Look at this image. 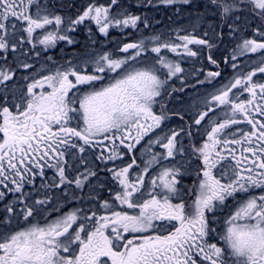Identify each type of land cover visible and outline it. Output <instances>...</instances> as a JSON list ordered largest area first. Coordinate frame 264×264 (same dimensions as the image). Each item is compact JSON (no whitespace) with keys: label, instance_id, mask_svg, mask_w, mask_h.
Returning <instances> with one entry per match:
<instances>
[{"label":"snow or ice","instance_id":"1","mask_svg":"<svg viewBox=\"0 0 264 264\" xmlns=\"http://www.w3.org/2000/svg\"><path fill=\"white\" fill-rule=\"evenodd\" d=\"M118 3L89 4L62 27L65 18L42 0H0V201L14 197L0 212V264H264V26L231 51L232 69L247 54H258L256 66L221 83L205 97V110L179 130L161 128L169 119L165 85L184 72L164 50L197 57L202 49L190 46H203L208 62L219 68L208 32L205 38L177 33L175 40L152 34L115 52L93 50L76 63L25 75L26 84H18V69L34 71L21 51L24 43L45 50L58 41L72 44L67 33L85 21L105 37L110 29H138L140 22L148 27L147 17L113 12ZM152 4L140 0L137 6ZM204 6L225 22L247 11L264 25V0H206ZM227 27L229 35L236 30ZM223 36L216 33L221 42ZM18 51L15 66L9 65L8 54ZM220 76L208 71L198 83ZM156 146L163 151H154ZM46 170H53L51 178ZM100 171L111 175L106 199L93 194ZM192 174V184L185 185ZM85 188L86 196L76 195ZM52 189L77 203L67 211L52 206Z\"/></svg>","mask_w":264,"mask_h":264},{"label":"flooded vegetation","instance_id":"2","mask_svg":"<svg viewBox=\"0 0 264 264\" xmlns=\"http://www.w3.org/2000/svg\"><path fill=\"white\" fill-rule=\"evenodd\" d=\"M199 3H196L191 9L195 8H202L204 6V3L199 0ZM44 3V1L42 2ZM52 5L55 4V0L51 2ZM86 4V3H85ZM87 5V4H86ZM81 7H86L84 5H78L76 8L80 9ZM233 24V27L236 29L234 33L229 35V29L227 27V24ZM88 25V23H85ZM215 33H220L223 31V41L215 39L216 47L214 48V58L219 63V68H217L215 65H213L212 71H220L221 76L218 77L214 81V89L219 88L221 83H225L228 80L232 79L234 75H237L239 71L242 69L243 71L247 72L252 70L258 63V54H247L244 57H239L236 61L238 65H241L242 68L238 71L237 69L234 70L231 67V51L236 46L237 43L242 42L245 38H253V29L256 28L258 25L264 26L261 24V21L259 18L255 17L254 15L250 14L249 12L245 11L240 14V19L238 21L234 22H225L221 20V22L217 23ZM91 27V25H90ZM89 32L88 29L85 31L81 26L77 27L76 30L73 32L75 35L70 37L75 42L72 44H69L67 41H58L57 44L54 47L48 48L47 50L44 49L43 45L37 44L35 49H33V46L31 44L24 43L21 45V51L27 52L28 57L27 62H34L35 61H42L46 63V60H48L49 57H57L60 58L62 61L61 64H64L66 59L72 55L71 52H77L78 49H85L87 46V43L91 40V35L93 34V31L87 36L86 33ZM216 35V34H215ZM259 39L258 37H255ZM95 41L98 40L97 38H94ZM86 43V44H85ZM83 47V48H82ZM36 52H39V56L36 55ZM72 52V54H73ZM12 54H8V64L12 65L11 61H13ZM21 59H24L25 57H20ZM229 58V63H225V59ZM3 62L2 60H0ZM64 61V62H63ZM32 71V70H30ZM21 72H25L24 75H29V70L25 71L21 69ZM21 72H19L21 74ZM260 78V74H258V77ZM256 79V78H254ZM200 52L197 57H189L187 60V66L184 69V72L181 74V79H177L173 77L171 80H169V87L165 86L168 89V92H171V95L169 96L167 93L162 94V98L165 104V110L167 111L169 115V119L165 120L164 123L161 125V128L168 132L171 129L179 130L180 128H186L187 125L192 124L193 118L196 116L198 111L200 110ZM20 86H24L26 83L20 81ZM183 87V91H172V89H180ZM235 91V90H233ZM247 96V93L244 94ZM243 98V97H242ZM160 99V98H158ZM155 110L159 113V105L156 106ZM220 113V109H216V114ZM213 118H215V115L212 113ZM183 117V119H181ZM203 123V122H202ZM240 127H243L247 129V125H241ZM196 127H193V132H196ZM201 132L203 131V127H200L199 129ZM161 129H157L156 133H159ZM152 135H155L153 133ZM148 137L145 138L147 140ZM200 141V137H196V142L198 143ZM185 145L187 146L188 141L185 139L184 141ZM141 144H144V141L141 142ZM137 149H141V145H137ZM154 151H163L162 149H159L158 146L154 147ZM126 151V150H125ZM137 158L141 156V151H136L134 153ZM89 162L92 163L94 160V157L89 155ZM179 159V158H178ZM130 162L129 156L124 157V163ZM139 162V159H138ZM117 164L120 163V161H116ZM196 161H193L191 167L194 168L196 165ZM95 164L99 165L100 169H104L105 165L101 163L100 161H95ZM112 163H108V167H112ZM47 176L51 178L54 174L53 170H46ZM195 179L194 174L192 175H186L183 179V183L185 185H191L193 180ZM40 181L37 180V186L39 185ZM93 183L96 185L94 195H98L100 198L106 199L109 196L108 188L112 186V180L110 173L106 171H100L99 172V180H94ZM103 184L104 187H100V185ZM74 188V185L72 186ZM2 190V189H0ZM32 192L33 197L35 198H41L37 195L36 191L34 189H27ZM43 191V190H41ZM259 191V190H257ZM54 199H53V205L56 206L58 203L59 206L63 211H67L69 207L73 206V204L77 203L76 201L66 202L65 201V193L62 192L59 189H52L50 193ZM88 194V189L85 188L84 192H80L79 190L76 191L77 196H86ZM18 195V194H17ZM69 198L72 196V192H68ZM14 197L12 194H9L5 201H0V212L3 211V207L5 203L13 201ZM87 201H85V206H88ZM231 203V202H230ZM229 209L224 210V215L227 214ZM53 216L59 215V213H53Z\"/></svg>","mask_w":264,"mask_h":264},{"label":"rangeland","instance_id":"3","mask_svg":"<svg viewBox=\"0 0 264 264\" xmlns=\"http://www.w3.org/2000/svg\"><path fill=\"white\" fill-rule=\"evenodd\" d=\"M43 1L44 4L49 5V10L53 14H58L65 18V25H63L62 27L66 26L68 18L75 19L77 15L82 13V11L89 4L95 3L97 5H108L110 3V0H55V4L52 5L51 2H53V0H42V2ZM201 1L205 5L206 0ZM199 2V0H191V3L187 5L181 3H177L174 5H164L159 3V0H153L152 6L138 7L137 5L140 3V0H119L118 5L113 7V12L117 10H126L127 12H131L132 14L140 15L142 18L147 17L148 27H145L144 23L140 22L138 29H110L109 35L105 37L98 32L97 25L94 22L85 21L83 24L76 26V28L81 26L85 31L91 28V31L96 32L99 38L97 41H95V35H91V44L88 42L86 45L87 47L85 49L82 47L83 49H78L77 52L72 51L73 54L72 52L70 54L72 56L68 57L65 61H72L73 63H76L86 53L93 52V50H95L96 52H115L118 47H122L123 43L136 42L141 38L150 36L152 34H161L163 38H171L175 40L177 33H179L180 35L190 33L197 36L198 38H205L204 33L208 32L207 38L215 42V29L218 25L217 23L221 22V19L218 16H214L210 11L205 8V6L198 9H191L194 5H196V3ZM81 4L86 7H81L80 9L76 8L78 5ZM230 21L234 22L233 20H229L227 22ZM85 23H88V25ZM40 31L41 30H37V34ZM86 34L87 36H89L90 33L87 32ZM67 35L69 37H72L75 34L73 32H69L67 33ZM19 38L20 35L17 36V39ZM93 41H95V43H93ZM190 47H192L193 50L202 49V51H200V81H203L207 72L213 70V65L210 64L207 60L208 50L203 46L199 45H191ZM212 51L214 53V49ZM164 54L168 55L170 58L178 60L181 63V67L183 69L186 68L187 60L189 59V57H178L173 53L167 52V50H164ZM155 55L156 54L154 53L151 54L152 57H155ZM18 56H20L19 51L12 56V66H15L16 58ZM51 58V60H46V63L43 62V60L35 61L37 63L34 64V71L29 70V75H33L36 72H41V70L45 67L51 69L55 65H63L61 64L62 62H60L62 61L60 58ZM2 63L3 62L0 61V64ZM30 63L33 64L34 62ZM241 68L242 66L239 65V68L237 70L239 71ZM19 72H21V69H18L16 73V80L20 85V81L25 83L26 81L22 79V77L25 76V72H21V74ZM165 86H170L169 81ZM214 91V81L211 84L200 83V110H205L203 101L205 97H207L210 93ZM210 116H212V113H210Z\"/></svg>","mask_w":264,"mask_h":264},{"label":"trees","instance_id":"4","mask_svg":"<svg viewBox=\"0 0 264 264\" xmlns=\"http://www.w3.org/2000/svg\"><path fill=\"white\" fill-rule=\"evenodd\" d=\"M186 9V8H185ZM146 11H148V10H146Z\"/></svg>","mask_w":264,"mask_h":264}]
</instances>
